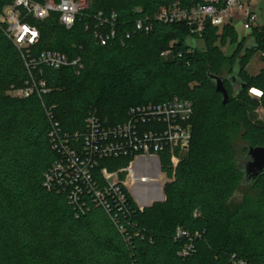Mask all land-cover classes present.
<instances>
[{
	"label": "trees",
	"instance_id": "trees-1",
	"mask_svg": "<svg viewBox=\"0 0 264 264\" xmlns=\"http://www.w3.org/2000/svg\"><path fill=\"white\" fill-rule=\"evenodd\" d=\"M87 1L88 10L70 30L60 27L55 17L36 23L40 37L33 55L56 51L80 57L83 65L79 73L43 68L40 79L50 91L41 96L7 94L24 87L29 75L0 25V264H264V173L243 190L237 167L248 147L264 146V124L250 118L264 109V96L256 99L249 93L251 88L264 92V69L257 76L245 71L253 54L264 57V24L240 41L231 24L221 34L207 24L203 48L193 49L184 23L153 21L150 33H137L124 46L115 42L99 47L85 30L87 14L115 12L121 36L137 19L153 20L162 7L189 8L205 0ZM8 2L0 0V13ZM227 37L236 48L225 57L217 42L225 43ZM249 37L258 49L246 52L239 62L238 77L245 88L233 98L225 81L229 102L223 105L207 78L208 68L215 75H230ZM174 97L192 105V138L172 182L164 187V202L140 211L121 187L122 210L107 212L84 194V211L77 213L65 191L44 187L45 175L58 158L51 147L48 113L62 132L73 134L84 130L89 112L114 125L131 107ZM238 141L241 149L236 148ZM159 158L171 176L169 158ZM128 162L103 159L98 169L114 172ZM96 180L101 188L98 174ZM177 228L197 234L185 258L178 256L184 241L175 239Z\"/></svg>",
	"mask_w": 264,
	"mask_h": 264
},
{
	"label": "built area",
	"instance_id": "built-area-1",
	"mask_svg": "<svg viewBox=\"0 0 264 264\" xmlns=\"http://www.w3.org/2000/svg\"><path fill=\"white\" fill-rule=\"evenodd\" d=\"M257 7L250 0H205L202 4L189 8L173 5L162 7L153 17L145 16L137 19L132 30L118 34V16L115 12H96L87 14L85 30L92 34L94 43L104 47L115 42L124 46L137 33H150L153 21L163 24L184 23L188 27L189 38L195 42L201 41L205 26L219 30L230 24L232 12L236 10L243 16V29H257L264 14V0H259ZM9 0L0 13V25L6 38L19 51L29 78L24 87L11 89L8 95L17 98H29L32 95L41 96L50 90L40 79L43 68L59 70L71 68L76 73L83 69L80 57L69 58L56 51H42L32 54V49L39 41V30L36 23H44L55 17V21L65 30L73 28L78 17L88 10V1L81 0ZM84 4L83 6H79ZM193 49H188L191 53ZM169 50L166 51V55ZM163 55V53L161 54ZM250 93V92H249ZM252 97L260 98L254 94ZM51 122L49 133L52 150L58 158L45 175L44 187L47 190H63L67 200L77 213H83L85 202L83 195L92 198L107 212L114 208L122 210L124 195L121 187H125L130 195L136 186H161L164 188L172 182L183 154L189 148L192 138L193 115L189 101L174 97L159 103H147L131 107L127 110L125 119L118 124L102 121L94 112H89L84 121V130L68 134L62 132L59 124ZM161 154L169 158V168L172 175L168 176L160 165ZM127 158L126 167L109 172L106 168L98 169L99 161L103 159ZM97 170V173H96ZM97 174L103 185L96 180ZM120 174H124L123 180ZM102 184V183H101ZM160 187V188H161ZM143 196L149 195L142 193ZM142 211V207L138 205ZM197 234L190 235L177 228L175 239L183 240V246L178 256H189L194 247ZM233 264H247L244 261H234Z\"/></svg>",
	"mask_w": 264,
	"mask_h": 264
},
{
	"label": "water",
	"instance_id": "water-1",
	"mask_svg": "<svg viewBox=\"0 0 264 264\" xmlns=\"http://www.w3.org/2000/svg\"><path fill=\"white\" fill-rule=\"evenodd\" d=\"M188 47L194 48V41L189 39L187 41ZM258 46L254 38L249 37L246 39L242 50L240 51L236 62L233 66L230 75H215L208 68L207 78L213 84L216 93L221 95L222 104L225 105L229 102L228 93L224 87V82L228 81L232 87V97L235 98L245 88V84L239 79V62L248 51H257ZM237 167L242 172L241 189H247L254 184L256 179L264 173V146L263 147H248L246 154L237 159ZM238 195V194H236Z\"/></svg>",
	"mask_w": 264,
	"mask_h": 264
},
{
	"label": "rangeland",
	"instance_id": "rangeland-1",
	"mask_svg": "<svg viewBox=\"0 0 264 264\" xmlns=\"http://www.w3.org/2000/svg\"><path fill=\"white\" fill-rule=\"evenodd\" d=\"M76 2L81 3V0H74ZM84 4L79 5L80 7L83 6ZM264 11V10H263ZM234 17L233 24L232 26L234 27L235 33L237 35L238 41L242 40L243 38L247 37L251 31H246L243 29V16L241 12H237L234 10L231 13ZM260 23L264 24V14L261 15V21ZM223 27L218 30V34H221ZM195 45V42H194ZM217 45L219 46L222 54L225 57L230 56L233 51L236 48V44L233 43L232 39L230 37L226 38L225 43H222V39L217 42ZM171 47V44L169 45V48ZM197 49H202L203 48V42L198 41L196 44ZM168 50V49H167ZM166 50V51H167ZM166 51L163 52V55H160L161 57H165ZM227 68V67H226ZM264 69V57L262 54L259 52L255 53L252 55L250 61L248 62L245 71L249 76H257L262 70ZM252 122H259L261 124H264V109L258 108L253 114L250 116ZM102 120V119H101ZM240 142L238 141V144L236 143V148L241 149L243 146L239 145ZM188 149L186 150V152ZM185 152V153H186ZM184 153V154H185ZM183 154V155H184ZM181 162V161H180ZM179 162V163H180ZM179 165V164H178ZM161 187V186H160ZM159 186H136L132 190L131 197L137 201L138 205L142 207V210L145 208L151 207L155 203H162L165 200L164 197V188H160ZM165 187V186H164ZM142 193H147L149 195L143 196Z\"/></svg>",
	"mask_w": 264,
	"mask_h": 264
},
{
	"label": "clouds",
	"instance_id": "clouds-1",
	"mask_svg": "<svg viewBox=\"0 0 264 264\" xmlns=\"http://www.w3.org/2000/svg\"><path fill=\"white\" fill-rule=\"evenodd\" d=\"M249 92H250V94H254L257 97L264 96V92H262L261 90L256 89V88L249 89Z\"/></svg>",
	"mask_w": 264,
	"mask_h": 264
},
{
	"label": "crops",
	"instance_id": "crops-1",
	"mask_svg": "<svg viewBox=\"0 0 264 264\" xmlns=\"http://www.w3.org/2000/svg\"><path fill=\"white\" fill-rule=\"evenodd\" d=\"M251 4L255 5V6H259L260 5V1L259 0H250ZM233 20H234V17L233 15L231 16V22L230 24L232 25L233 24Z\"/></svg>",
	"mask_w": 264,
	"mask_h": 264
}]
</instances>
